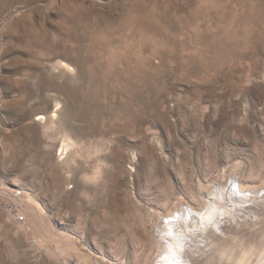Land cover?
I'll use <instances>...</instances> for the list:
<instances>
[{"label":"rangeland","instance_id":"1","mask_svg":"<svg viewBox=\"0 0 264 264\" xmlns=\"http://www.w3.org/2000/svg\"><path fill=\"white\" fill-rule=\"evenodd\" d=\"M235 180L264 189V0H0V264H156ZM256 201L167 224L264 264Z\"/></svg>","mask_w":264,"mask_h":264},{"label":"bare ground","instance_id":"2","mask_svg":"<svg viewBox=\"0 0 264 264\" xmlns=\"http://www.w3.org/2000/svg\"><path fill=\"white\" fill-rule=\"evenodd\" d=\"M55 115L56 114H54V116ZM232 178H234V177L232 176ZM234 179H232V180H234ZM232 182H231V184L230 183L229 184L228 183L222 184L220 186V188H223L224 190L223 189L220 190V189H218V187L216 185H214V191L213 192L211 191L209 196L207 195L208 201L206 204L208 207L206 209L203 208L204 211L201 210L200 212L196 213V211L194 212V210H192L190 207L182 205L181 208H178L176 211H174L170 214L171 220H169V217H167L164 220V223L167 225V228H165V230L168 233L166 235H162V238H163V247L162 248L163 249H162V253L160 255V258L156 262V264H203L201 259L196 260L194 258V256H193V259L190 258L191 256H190L188 249H187V247H189L190 243L186 242L187 239L185 237H182L178 233L175 232V229H174L172 223L169 225V224H167V222H172V220H174V222H184V224H186L187 227L191 228L193 226L192 225L193 219H195L199 223L208 221V222H210L211 230H209L208 233L206 232V234L204 236L207 238L212 237L211 239L216 240V238H219L218 236H216L217 232L222 231L224 229V226H225V225H223V226L220 225V223L222 221L220 216L224 217V215H226L228 213L230 214L232 212V209H229L227 207L229 205V201L238 202V204H239L240 202H249L250 203V200H252V199L257 200V201L258 200H264V189L253 190V188H252V189H249V192H247V190H245L242 187V185H241L242 182L240 183V180L239 181L235 180L233 183ZM220 197L223 200H221ZM256 202H254V203H256ZM262 203H263V201H262ZM257 204H260L259 201ZM246 206H248V204H246ZM227 217L228 216H225V219H227ZM225 223H226V221H225ZM203 233H201V234H203ZM201 239L203 241V244L204 243L206 244L207 241H205L201 237L199 238V241ZM193 240H194V238H192V241ZM194 243H195V241L192 244L193 245L197 244V243L196 244H194ZM198 243H200V242H198ZM214 243H217V242L215 241ZM197 246H198V244H197ZM190 247H191V245H190ZM192 249H193V247H192ZM218 249L220 250L219 247H218ZM190 251H191V249H190ZM194 252L197 253V251H194ZM204 254H206V253H204ZM195 256H197V255L195 254ZM199 256H201V255H199ZM212 258H211V260H212ZM197 259H199V258H197ZM205 259H206V257H205ZM215 260H214V262H215Z\"/></svg>","mask_w":264,"mask_h":264},{"label":"built area","instance_id":"3","mask_svg":"<svg viewBox=\"0 0 264 264\" xmlns=\"http://www.w3.org/2000/svg\"><path fill=\"white\" fill-rule=\"evenodd\" d=\"M22 197V191L21 190H15L12 201L16 199H20ZM6 206L11 210L12 213L17 215V218L22 220L23 216L19 213L18 208H16L11 201L6 202Z\"/></svg>","mask_w":264,"mask_h":264}]
</instances>
